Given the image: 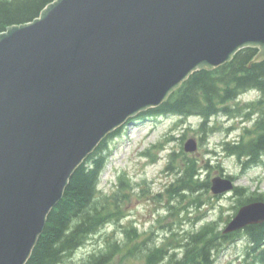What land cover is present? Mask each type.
<instances>
[{
  "label": "water",
  "instance_id": "obj_1",
  "mask_svg": "<svg viewBox=\"0 0 264 264\" xmlns=\"http://www.w3.org/2000/svg\"><path fill=\"white\" fill-rule=\"evenodd\" d=\"M248 46L264 59V0H53L0 32V264H27L102 139ZM233 187L212 179L216 194ZM261 222L253 201L224 232Z\"/></svg>",
  "mask_w": 264,
  "mask_h": 264
},
{
  "label": "trees",
  "instance_id": "obj_2",
  "mask_svg": "<svg viewBox=\"0 0 264 264\" xmlns=\"http://www.w3.org/2000/svg\"><path fill=\"white\" fill-rule=\"evenodd\" d=\"M53 0H0V32L13 24L32 21L41 10ZM259 49L246 47L238 51L233 59L213 70L202 69L194 72L170 97L158 107L140 114L141 117L159 114H177L183 117L198 115L203 118L200 125L202 139L209 130L211 118L219 114L252 118L258 113L251 128H245V135L239 140L224 142L228 155H235L242 164L243 171L262 163L264 156V60L253 61ZM257 89L261 93L258 100L244 104H234L241 93ZM120 130L114 134H118ZM112 136V135H111ZM108 146L104 140L97 149L75 170L64 191L63 198L48 215L45 229L40 236L27 264H62L72 258L78 248L90 236L108 223L123 217L121 197L127 184L120 180V188L111 194H104L98 185L104 169ZM175 153H171L173 158ZM171 158V159H172ZM181 175L167 188L172 195H184L185 190L208 188L209 178L200 180L195 161H185L182 169L174 166ZM245 188L237 186L234 194L243 195ZM238 198V197H237ZM256 199H259L257 197ZM252 197H239L236 208ZM128 240H110L107 247L93 252L78 264H115L116 257L135 258L142 250L145 264H215V255L227 242H232L238 232L223 233L219 223L212 220L203 224L184 239L182 254L171 251V247L146 245L145 240H137L135 226L128 230ZM132 233V234H131ZM255 254L254 262L264 264V223L250 225L244 230ZM141 255V254H140Z\"/></svg>",
  "mask_w": 264,
  "mask_h": 264
},
{
  "label": "rangeland",
  "instance_id": "obj_3",
  "mask_svg": "<svg viewBox=\"0 0 264 264\" xmlns=\"http://www.w3.org/2000/svg\"><path fill=\"white\" fill-rule=\"evenodd\" d=\"M258 97L259 93L252 90L231 103L243 104ZM201 121L199 116L183 121L176 115L148 116L133 119L121 127L118 135L107 139L110 155L102 172L100 187L106 194L114 192L118 189L120 175L125 174L131 187L125 188L121 199L123 217L92 234L73 257L62 264H78L91 253L106 248L110 240L127 241V230L131 226L137 228V240L146 241L144 248L154 243L171 248L179 245L176 249L181 252L179 243L208 221H218L222 229L236 212L239 197H264V163L243 171L240 160L228 155L223 145L226 140L240 139L244 128L251 127L253 121L243 116H216L210 125L216 126L217 130H209L203 139L199 130ZM189 137H196L199 141V150L195 153L184 150ZM173 151L177 154L172 158L170 153ZM171 161L180 169L185 161H195L201 181L217 174L233 175L236 184L243 186L245 191L240 196L230 192L217 197L209 187L197 186L193 190H185L184 195H172L166 188L171 182H176L179 174L167 168ZM248 246V240L242 234L236 241L226 243L216 254V264L253 261L252 252L247 254ZM115 264H145L143 251L135 258L124 257L121 260L117 256Z\"/></svg>",
  "mask_w": 264,
  "mask_h": 264
}]
</instances>
